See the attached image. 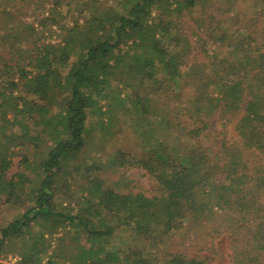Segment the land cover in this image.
Returning <instances> with one entry per match:
<instances>
[{
  "label": "trees",
  "instance_id": "16d2710c",
  "mask_svg": "<svg viewBox=\"0 0 264 264\" xmlns=\"http://www.w3.org/2000/svg\"><path fill=\"white\" fill-rule=\"evenodd\" d=\"M245 1L0 0V264H150L111 240L153 231L184 242L168 264H210L222 237L229 264H264V0ZM126 111L143 151L104 156ZM132 170L153 196L100 179Z\"/></svg>",
  "mask_w": 264,
  "mask_h": 264
},
{
  "label": "rangeland",
  "instance_id": "374dc122",
  "mask_svg": "<svg viewBox=\"0 0 264 264\" xmlns=\"http://www.w3.org/2000/svg\"><path fill=\"white\" fill-rule=\"evenodd\" d=\"M112 1V0H109ZM256 0H247L244 2L243 8L246 10L248 18L253 17L255 12ZM103 4V3H101ZM101 10L109 11V6L104 4ZM191 25H186L184 31L189 33V28ZM252 34L250 36L249 42L253 45H259L261 50L264 52V11L259 12V24L251 29ZM61 36V35H60ZM192 43L196 47L195 55L199 57H204L201 50L197 47L196 38H192ZM223 50L217 52L213 49V53L211 56H214L215 60L222 59L224 57ZM236 120H232L229 123H225L223 121H219L218 126L219 130H228L232 133L233 124ZM104 122V132H105V140L101 143L104 152L103 155L114 154L118 152H127V153H135L141 154L143 151L142 143H141V127L135 121L134 116H132L129 112H121L119 113L114 120H109L103 118ZM97 141L90 146V151L98 150L101 146ZM110 155V156H111ZM20 159H15V167L9 173V178H12L17 174V167L19 165ZM98 176V175H97ZM101 181H103L108 187L113 188L116 192L121 194L128 193H143L144 195L151 197L153 196L154 190H157L155 182L145 176L142 172L137 170L130 171L125 178L121 179L119 176H114L112 174H107L102 176ZM60 205V202L59 204ZM61 207V206H60ZM59 207V208H60ZM5 208L0 207V223L7 220ZM60 210H62L60 208ZM1 226V224H0ZM154 231L152 233L144 234L142 237L137 238H126L120 237L119 235L114 236L111 240V245H117L119 247L127 246L128 248L133 247L137 249L138 253L141 255L144 252L145 257L149 260L150 264H168V257L172 254H179L184 250V242L179 238H158V235ZM62 233L55 236H49L47 239L51 241L53 247H57L58 238L62 237ZM138 239V240H137ZM216 247L218 249V255H213L211 253H204L203 257L209 259L210 264H229L228 257L226 255V238L222 237V239L218 242H215ZM191 255H196L195 251H191ZM5 264H19V258H9L1 260ZM38 264H48V258L40 261Z\"/></svg>",
  "mask_w": 264,
  "mask_h": 264
}]
</instances>
